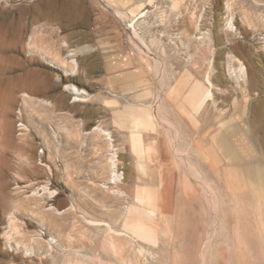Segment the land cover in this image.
<instances>
[{"label": "rangeland", "instance_id": "1", "mask_svg": "<svg viewBox=\"0 0 264 264\" xmlns=\"http://www.w3.org/2000/svg\"><path fill=\"white\" fill-rule=\"evenodd\" d=\"M0 25V264H264V186L218 144L232 119L264 167V0H0Z\"/></svg>", "mask_w": 264, "mask_h": 264}, {"label": "bare ground", "instance_id": "2", "mask_svg": "<svg viewBox=\"0 0 264 264\" xmlns=\"http://www.w3.org/2000/svg\"><path fill=\"white\" fill-rule=\"evenodd\" d=\"M129 26H130V29L131 28L133 29V27H132L133 25L130 24ZM2 28H3V26H1V29ZM8 34L11 36H14L15 32H10ZM138 39H140V38H138ZM140 41L142 42V40H140ZM142 47H144V46H142ZM75 55H76L75 50H73V49L68 50V56H70L72 63H75V58H74ZM239 72L241 74L240 78H242V80H243L245 78V67L241 66ZM207 82H208V84L211 85V82L209 81V79H207ZM65 89L68 91L69 94L72 95L74 101L85 100V98L87 97L86 92L84 90L77 88L76 86L68 85L65 87ZM191 95H192L191 100H192V102L195 103L196 102V96H194V94H191ZM211 96H212L211 92L209 90H207L203 96V99L200 100L199 103H202V102L210 99ZM199 103L197 102V104L194 107L197 108ZM131 113L139 114L140 112L137 110H132ZM254 118L255 119L252 120L251 124L249 125L248 132H263L264 131V113L256 112ZM224 125H226V127L224 128L225 137H223L219 141L218 144L220 145L221 148H227V149L231 150V161L234 164L241 165L243 167L242 169L244 170V172L246 174H248V175L256 174L255 179H254V183H256L257 186H264V167L261 165L262 160L258 156H249L248 153L246 152L248 145H247L246 141H244V139H243L244 130H243L242 126L240 124L233 123L232 119L230 121L226 122ZM252 142H253V144H252L253 146H260V145L263 146V144L261 143V141L259 139H253ZM113 163H114V161H113ZM252 163H257V165H254V166L249 165ZM135 230L137 232V229H135Z\"/></svg>", "mask_w": 264, "mask_h": 264}, {"label": "built area", "instance_id": "3", "mask_svg": "<svg viewBox=\"0 0 264 264\" xmlns=\"http://www.w3.org/2000/svg\"><path fill=\"white\" fill-rule=\"evenodd\" d=\"M18 129H19V130L22 129V126H21V125H18Z\"/></svg>", "mask_w": 264, "mask_h": 264}]
</instances>
